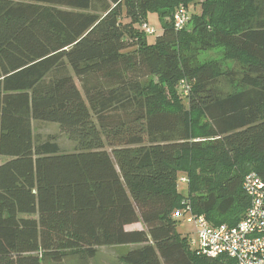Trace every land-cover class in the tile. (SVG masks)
Segmentation results:
<instances>
[{"label":"trees","instance_id":"16d2710c","mask_svg":"<svg viewBox=\"0 0 264 264\" xmlns=\"http://www.w3.org/2000/svg\"><path fill=\"white\" fill-rule=\"evenodd\" d=\"M195 1L0 0V264L92 260L105 246H129L123 264H237L200 254L173 213L236 226L246 175L264 180V0H205L176 30V9ZM196 40L228 49L241 73L195 61ZM222 78L239 89L224 94ZM33 121L57 124L75 152L36 145Z\"/></svg>","mask_w":264,"mask_h":264},{"label":"built area","instance_id":"2783aa9c","mask_svg":"<svg viewBox=\"0 0 264 264\" xmlns=\"http://www.w3.org/2000/svg\"><path fill=\"white\" fill-rule=\"evenodd\" d=\"M190 20V11L181 5L173 15V26L181 31L188 26ZM142 29L147 35L156 34L148 24H144ZM179 87L181 93L188 97L190 94L188 81L181 80ZM180 181L188 183L187 177H181ZM243 187L250 197V206L236 226H212L204 216L193 215L185 210L174 212L173 218L179 219L186 214L190 215L188 220L196 227L195 236L190 238V244L200 254L211 258L226 255L237 264H264V180L256 172H251L246 175Z\"/></svg>","mask_w":264,"mask_h":264},{"label":"rangeland","instance_id":"374dc122","mask_svg":"<svg viewBox=\"0 0 264 264\" xmlns=\"http://www.w3.org/2000/svg\"><path fill=\"white\" fill-rule=\"evenodd\" d=\"M205 0H197L190 4L189 10L191 18L194 14L201 13V5ZM258 7L260 8V14L258 16L259 19L264 22V3H258ZM258 21L253 22L252 24H247L245 26L248 29L251 26L256 25ZM147 24L149 27H152L155 31V35H148V41L153 42L156 36L162 32V22L159 19L157 13L150 12L148 14ZM192 28V21L188 26V30ZM201 40V39H198ZM196 40L193 44L189 46L187 49V54L191 56L195 61L199 63H218L220 68L224 72H235V74H240L242 70V66L239 62H237L234 58H232V54L228 49L223 46L213 44L210 41H198ZM206 40V39H203ZM66 74H71L69 69H59L55 71L51 78L57 79ZM230 76V75H229ZM231 77V76H230ZM234 78V77H231ZM156 81V80H155ZM218 89L224 94L232 93L238 90V84H236L235 80H229L227 78L220 79L217 84ZM187 97L184 96L180 90L177 95H175L174 103L181 105L184 109L188 106ZM200 121L197 120L194 124L195 131H199ZM202 124V123H201ZM203 125V124H202ZM32 130L34 142L36 145L41 144L43 142L48 141L51 137H54L57 140V143L60 146L62 153H73L76 150V143L70 140V138L62 132L61 128L57 124L48 123V122H40L33 121L32 122ZM222 170H227L230 172H236V168L226 169L225 167ZM226 172V171H225ZM180 177H187L186 175H181ZM179 191L184 196L188 195V184L182 183L179 180ZM189 214L182 216L178 219L177 222V232L182 236H186L187 238H193L196 233V227L193 222H190L188 218ZM130 249L129 246H105L98 249L97 255L92 260L82 259L77 254H70L68 257L64 259L62 263L59 264H123L121 262V257ZM43 264H57L52 263L50 261H45Z\"/></svg>","mask_w":264,"mask_h":264}]
</instances>
